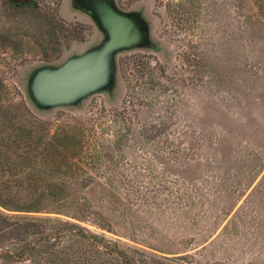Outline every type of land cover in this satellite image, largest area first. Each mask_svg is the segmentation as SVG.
<instances>
[{
    "label": "rangeland",
    "instance_id": "obj_1",
    "mask_svg": "<svg viewBox=\"0 0 264 264\" xmlns=\"http://www.w3.org/2000/svg\"><path fill=\"white\" fill-rule=\"evenodd\" d=\"M89 1L61 0L57 14L66 25L84 26V38L45 60L49 18L24 8L28 0H0V106L18 110L23 103L50 121L51 132L74 118L95 117L92 133L113 134L120 123L111 112L122 107L133 86L135 102L143 101L136 108L146 114L133 117L134 131L146 122L163 124L174 140L170 149L180 151L164 154L176 160L167 172L159 160L148 169L142 159L129 171L148 182L173 183L151 214L106 217L109 230L86 225L125 246L185 264H264V27L254 17V2L260 0H108L114 9L137 15L148 29L147 43L115 55L111 89L75 105L42 109L30 91L34 72L58 66L105 38ZM39 5L52 14L57 0ZM134 55L145 56L152 75L137 80L119 71Z\"/></svg>",
    "mask_w": 264,
    "mask_h": 264
},
{
    "label": "trees",
    "instance_id": "obj_2",
    "mask_svg": "<svg viewBox=\"0 0 264 264\" xmlns=\"http://www.w3.org/2000/svg\"><path fill=\"white\" fill-rule=\"evenodd\" d=\"M28 1L24 8L32 7L49 18L51 41L45 60L58 57L64 46L84 38V26L66 25L57 14L61 0L52 14H45L39 0ZM254 5L255 21L264 27V0ZM144 58L134 55L119 64V71L137 80L152 75ZM133 89L122 107L111 112L120 123L113 134L92 133L98 127L95 117L74 118L75 123L58 124L51 132L50 121L34 116L23 103L17 104L18 110L24 108L21 114L13 108L16 105L0 106V264H185L125 246L86 225L109 230L106 217L151 214L167 184L173 183L167 179L148 182L144 180L148 177L129 171L141 166L142 159L148 169L159 160L167 172L168 163L176 161L173 156L180 151L170 149L174 140L163 124L146 122L134 131L133 117L142 119L146 114L136 108L143 101L135 102L139 97ZM87 122L92 126L87 128ZM133 137L140 140L131 144ZM136 148L143 154L138 155ZM164 154L173 158L166 159ZM114 202L120 205L115 207Z\"/></svg>",
    "mask_w": 264,
    "mask_h": 264
},
{
    "label": "water",
    "instance_id": "obj_3",
    "mask_svg": "<svg viewBox=\"0 0 264 264\" xmlns=\"http://www.w3.org/2000/svg\"><path fill=\"white\" fill-rule=\"evenodd\" d=\"M95 22L105 32L100 45L58 66L37 69L30 80L32 100L40 108L75 105L115 84V55L147 43L148 29L108 0H90Z\"/></svg>",
    "mask_w": 264,
    "mask_h": 264
},
{
    "label": "flooded vegetation",
    "instance_id": "obj_4",
    "mask_svg": "<svg viewBox=\"0 0 264 264\" xmlns=\"http://www.w3.org/2000/svg\"><path fill=\"white\" fill-rule=\"evenodd\" d=\"M130 15H131L133 18L137 19V15H136L135 13H131V12H130Z\"/></svg>",
    "mask_w": 264,
    "mask_h": 264
}]
</instances>
